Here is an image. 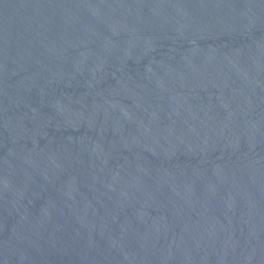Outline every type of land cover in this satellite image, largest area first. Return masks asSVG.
<instances>
[{
	"label": "water",
	"instance_id": "water-1",
	"mask_svg": "<svg viewBox=\"0 0 264 264\" xmlns=\"http://www.w3.org/2000/svg\"><path fill=\"white\" fill-rule=\"evenodd\" d=\"M0 264H264V0H0Z\"/></svg>",
	"mask_w": 264,
	"mask_h": 264
}]
</instances>
